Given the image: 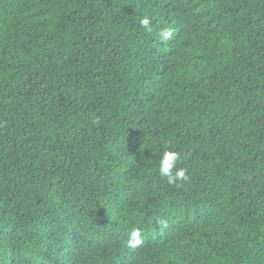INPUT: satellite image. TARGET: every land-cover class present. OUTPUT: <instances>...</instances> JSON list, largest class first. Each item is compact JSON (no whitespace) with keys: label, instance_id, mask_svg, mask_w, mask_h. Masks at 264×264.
<instances>
[{"label":"trees","instance_id":"16d2710c","mask_svg":"<svg viewBox=\"0 0 264 264\" xmlns=\"http://www.w3.org/2000/svg\"><path fill=\"white\" fill-rule=\"evenodd\" d=\"M0 264H264V0H0Z\"/></svg>","mask_w":264,"mask_h":264},{"label":"clouds","instance_id":"9594fccd","mask_svg":"<svg viewBox=\"0 0 264 264\" xmlns=\"http://www.w3.org/2000/svg\"><path fill=\"white\" fill-rule=\"evenodd\" d=\"M144 28H149L152 20L145 16L139 21ZM173 35L171 28L162 29L159 33L158 39L168 41ZM181 161V153L175 150H165L159 159L158 170L162 177H166L168 182L176 184L177 182H185L189 179L188 170L179 167ZM142 233L138 227L132 228L129 233L128 246L130 248H137L142 245Z\"/></svg>","mask_w":264,"mask_h":264}]
</instances>
